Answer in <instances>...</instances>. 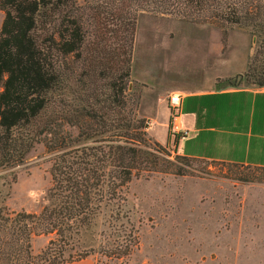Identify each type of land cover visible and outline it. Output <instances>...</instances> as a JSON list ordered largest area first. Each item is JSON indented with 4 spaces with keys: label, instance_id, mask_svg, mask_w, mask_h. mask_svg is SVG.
<instances>
[{
    "label": "trees",
    "instance_id": "trees-1",
    "mask_svg": "<svg viewBox=\"0 0 264 264\" xmlns=\"http://www.w3.org/2000/svg\"><path fill=\"white\" fill-rule=\"evenodd\" d=\"M0 11V169L22 164L37 144L50 155L40 210L0 206V264L82 260L64 257L67 240L88 229L103 208L112 222L127 221L120 190L132 177L180 172L166 146L170 135L175 140L181 133H167L164 145L152 140L129 84L140 15L214 25L223 34L245 29L255 46L244 71L228 82L264 86V0H0ZM195 99L197 128L244 131L250 120L255 132L258 117L255 110L249 116L245 93ZM174 159L184 165L208 160ZM248 175L240 180H253ZM39 234L54 237L32 254L30 240Z\"/></svg>",
    "mask_w": 264,
    "mask_h": 264
},
{
    "label": "rangeland",
    "instance_id": "rangeland-1",
    "mask_svg": "<svg viewBox=\"0 0 264 264\" xmlns=\"http://www.w3.org/2000/svg\"><path fill=\"white\" fill-rule=\"evenodd\" d=\"M255 41L240 27L223 34L214 25L140 15L129 84L138 95L149 137L163 142L170 133L168 95L152 99L158 94L155 87L133 77L198 81L206 74L214 75L217 84L226 83L244 71ZM248 86L253 85L240 82L237 87ZM166 149L180 172L132 177L120 190L127 221L112 222L103 208L88 229L67 240L64 257L75 261L85 256L86 264H264V170L202 159L184 165L175 161L171 144ZM49 165L50 155L37 144L22 164L0 169V206L38 212L50 183ZM245 173L253 180H240ZM53 237L32 236V254Z\"/></svg>",
    "mask_w": 264,
    "mask_h": 264
},
{
    "label": "crops",
    "instance_id": "crops-1",
    "mask_svg": "<svg viewBox=\"0 0 264 264\" xmlns=\"http://www.w3.org/2000/svg\"><path fill=\"white\" fill-rule=\"evenodd\" d=\"M164 66L168 70L169 62L166 61ZM162 73L164 72L162 71ZM165 74H168V71H165ZM133 78L143 85L151 84L155 87L158 94L152 96V99H163L170 93L180 95L178 122L181 128V136L175 140L173 136H169L167 140V134H164L163 142L154 136L156 142L164 145L167 140V144H171L173 151L179 155L264 167V86L234 88L230 86L228 81L217 84L214 75L206 74L198 81L185 78V76L174 78L166 76L157 79L144 76ZM234 91H241L249 97L248 114L250 116L252 110H255L258 117L255 132H250V120H248L244 131H232L216 127L197 128L195 126L196 106H194L196 110H192V102H196L195 97ZM201 113L202 110H199V114ZM167 116V108H164L163 119H167ZM67 264H86V262L80 260Z\"/></svg>",
    "mask_w": 264,
    "mask_h": 264
},
{
    "label": "built area",
    "instance_id": "built-area-1",
    "mask_svg": "<svg viewBox=\"0 0 264 264\" xmlns=\"http://www.w3.org/2000/svg\"><path fill=\"white\" fill-rule=\"evenodd\" d=\"M180 95L178 93H170L167 98L169 110V131L171 134L181 133V128L178 122Z\"/></svg>",
    "mask_w": 264,
    "mask_h": 264
}]
</instances>
